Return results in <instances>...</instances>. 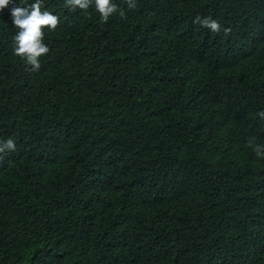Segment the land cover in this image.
<instances>
[{"label": "trees", "instance_id": "obj_1", "mask_svg": "<svg viewBox=\"0 0 264 264\" xmlns=\"http://www.w3.org/2000/svg\"><path fill=\"white\" fill-rule=\"evenodd\" d=\"M34 2L0 12V264H264V0H43L39 71Z\"/></svg>", "mask_w": 264, "mask_h": 264}, {"label": "clouds", "instance_id": "obj_2", "mask_svg": "<svg viewBox=\"0 0 264 264\" xmlns=\"http://www.w3.org/2000/svg\"><path fill=\"white\" fill-rule=\"evenodd\" d=\"M128 9L137 7V0H124ZM12 3V0H0V12ZM94 3L96 10L100 14L103 22H107L113 15L119 14L120 17L126 18L125 12L113 2V0H66V5L75 10H87ZM43 0H35L27 6H18L11 9L13 24L19 31L13 37L14 54L20 57L31 66L32 71H39L41 68L40 58L47 55L49 47L44 43L45 29L54 31L57 29L60 20L57 15L44 10L42 11ZM194 23L205 27L214 33L224 35L230 34L231 29L223 27L217 20L210 17L197 16ZM261 119H264V111L258 113ZM248 146L251 147L258 158H264V145L256 144L254 139H250ZM16 145L12 139L0 140V154L13 152ZM0 159L3 156L0 155Z\"/></svg>", "mask_w": 264, "mask_h": 264}]
</instances>
